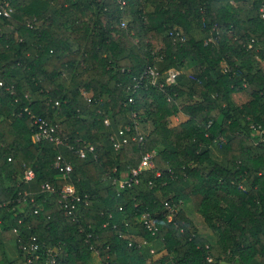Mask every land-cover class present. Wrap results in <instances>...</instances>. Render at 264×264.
<instances>
[{
  "label": "trees",
  "instance_id": "16d2710c",
  "mask_svg": "<svg viewBox=\"0 0 264 264\" xmlns=\"http://www.w3.org/2000/svg\"><path fill=\"white\" fill-rule=\"evenodd\" d=\"M8 2L0 264H24L33 242L41 264L49 248L55 264H264V0ZM169 68L181 71L171 82ZM26 109L56 125L62 143L34 142ZM118 129L126 141L115 149ZM86 144L93 150L79 156ZM147 152L153 166L119 187ZM58 154L71 164L66 177ZM65 183L80 197L70 213Z\"/></svg>",
  "mask_w": 264,
  "mask_h": 264
},
{
  "label": "built area",
  "instance_id": "2783aa9c",
  "mask_svg": "<svg viewBox=\"0 0 264 264\" xmlns=\"http://www.w3.org/2000/svg\"><path fill=\"white\" fill-rule=\"evenodd\" d=\"M12 11V7L9 4L8 0H5L4 2V6H2V8H0V14H2L3 16H9L10 13ZM182 32L180 30H177L175 32H173V36L174 37H178L179 39H183V37L181 36ZM181 73V71L179 69H173V68H169L167 70V74H166V80L171 82L175 80V77H177L179 74ZM143 75H149L152 79V82H154V80L156 79L158 72L156 70H154L153 68H147L144 71ZM83 94L86 96L87 93L85 91H83ZM88 97V96H86ZM27 110V109H26ZM27 112L29 113L30 117L32 118V123L35 126V129L33 131L32 134V140L34 142H39L43 139H48L53 141L55 144H60L62 143V139L60 138V136L58 134H55L56 132V125L51 124L49 121H47L45 118L34 114L33 112H31L30 110H27ZM104 122L108 123L107 118H104ZM126 129H128L126 127ZM124 130L125 129H118L117 133L111 136V140H112V144L113 147L115 149H117L119 147V145L122 142L126 141V138L124 136ZM264 131V130H263ZM136 138L138 140H142L143 135L137 131V134L133 137ZM72 148V146H70ZM85 148H88L89 150H93V147L91 145H78V147L75 149V152L79 155V156H83L84 155V150ZM152 152H147L143 155L139 165L137 168H133L131 170L130 173V177L127 179H122V180H117L118 182V186L119 187H123L124 185H129L130 184V180H134L135 176L137 175V173L143 169L146 168H150L153 166L152 163ZM54 168L57 169L59 176L60 177H66L67 173L71 170V164L70 162L66 161L63 159V157L61 156V154H58L54 160L53 163ZM34 176V172L31 168H26V170L24 171V174L22 176V178L24 180H30L32 179V177ZM116 181V180H115ZM42 187L46 190H53V187L50 186V184L48 183H44L42 185ZM60 204L61 207L64 209H67L68 212L70 213L71 210L73 208H75V201H79L80 197L77 194L75 187L72 183H65L62 185L61 189H60ZM32 200V198H31ZM9 203V200H0V209H2L3 207H6ZM36 212V210H35ZM145 224L147 226V228L149 230H152L154 225L152 224V222L150 220H148V218L143 215ZM1 222L2 219L0 217V229H1ZM32 239L34 240V236H32ZM39 248L40 246L38 245V243L33 242L30 243L28 245V249H29V254L24 262V264H41V252H39ZM46 255H48V258L45 260V264H55V259H54V254H56L54 252L53 248H49L46 250Z\"/></svg>",
  "mask_w": 264,
  "mask_h": 264
},
{
  "label": "rangeland",
  "instance_id": "374dc122",
  "mask_svg": "<svg viewBox=\"0 0 264 264\" xmlns=\"http://www.w3.org/2000/svg\"><path fill=\"white\" fill-rule=\"evenodd\" d=\"M120 24L122 26H124V21H121ZM152 44H153V46L155 48H158L159 45H160L159 41H157L155 39H152ZM260 63H261V67L264 70V61L261 60ZM183 119H184V115L183 114H179V115H176V116L171 117L170 121H171L172 124H174V123H177V122L182 121ZM184 211H186V214L193 215L194 216V219L196 221V226H197V228H198V230H199V232L201 234H203L205 236H208V237H211V238L213 237V234L210 233V231L203 226V224L201 223V221L198 220L199 217L194 212H191L189 210V205L187 203H185ZM91 264H100V261H99L98 257L93 258L91 260Z\"/></svg>",
  "mask_w": 264,
  "mask_h": 264
},
{
  "label": "crops",
  "instance_id": "0c3cea01",
  "mask_svg": "<svg viewBox=\"0 0 264 264\" xmlns=\"http://www.w3.org/2000/svg\"><path fill=\"white\" fill-rule=\"evenodd\" d=\"M8 248H9V249H12V248H13V243H12V242H9V243H8Z\"/></svg>",
  "mask_w": 264,
  "mask_h": 264
}]
</instances>
